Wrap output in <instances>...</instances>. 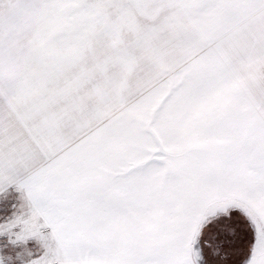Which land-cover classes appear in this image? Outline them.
I'll return each mask as SVG.
<instances>
[{
	"label": "snow or ice",
	"instance_id": "1",
	"mask_svg": "<svg viewBox=\"0 0 264 264\" xmlns=\"http://www.w3.org/2000/svg\"><path fill=\"white\" fill-rule=\"evenodd\" d=\"M0 264H264V0H0Z\"/></svg>",
	"mask_w": 264,
	"mask_h": 264
}]
</instances>
